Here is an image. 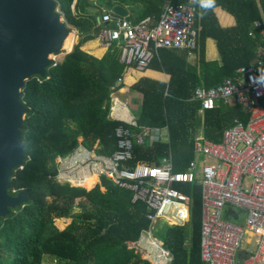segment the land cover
<instances>
[{"label":"trees","instance_id":"obj_1","mask_svg":"<svg viewBox=\"0 0 264 264\" xmlns=\"http://www.w3.org/2000/svg\"><path fill=\"white\" fill-rule=\"evenodd\" d=\"M165 1L98 0L110 13L107 6L121 5L130 10L131 21L148 16L151 23L158 20ZM55 2L65 23L79 32V39L61 60H52L43 76H30L21 88L20 100L26 108L21 128L24 161L13 168L8 193L24 190L27 199L8 207V213L0 217V264H42L44 255L52 256L56 264H150L127 248L150 223L144 204L131 201V191L105 177L93 187L56 178L57 157L79 145L102 155L117 148L115 129L126 123L109 116L110 94L122 86L117 80L127 67L119 60L118 46L101 56L83 46L98 38L101 27L96 14L87 11L95 7L92 1ZM197 5V46L162 48L149 64L167 73L168 81L141 76L130 85L141 94L138 124L167 128L166 140L146 138L141 145L134 143L130 165L158 163L170 152L173 169L184 170L195 157L193 138L199 130L217 142L235 119L247 120L248 113L239 104L219 103L199 114L200 103L192 96L199 86H214L234 76L238 67L256 57L259 47L264 54V40L257 30L254 36L248 35L253 21H264V0H214L207 10L199 6V0ZM215 7L231 14L234 24L221 26ZM207 38L215 41L218 60L205 59ZM187 51L196 54V63L186 60ZM260 102L264 106V96ZM180 188L191 198L186 223L157 222L153 232L173 253L171 264H204L200 258L201 187L184 183ZM56 218L70 221L59 229Z\"/></svg>","mask_w":264,"mask_h":264},{"label":"built area","instance_id":"obj_2","mask_svg":"<svg viewBox=\"0 0 264 264\" xmlns=\"http://www.w3.org/2000/svg\"><path fill=\"white\" fill-rule=\"evenodd\" d=\"M198 0H166L159 18L133 22L105 11L100 14V44L106 49L118 46L119 60L138 71L147 68L162 48L191 50L197 46ZM60 16L63 12L56 7ZM264 40V21H253ZM238 67L234 76L214 86L197 87L192 96L199 101L198 113L219 103L239 104L247 120L235 119L212 141L201 132L193 138L195 157L184 170H174L169 152L158 163L130 165L133 144L167 134L166 127L140 125L137 118L115 129L117 148L110 155L96 154L82 145L59 157L56 178L70 182L73 174L88 171L105 177L131 191L132 202H142L150 221L138 238L127 244L150 264H171L173 253L154 235L157 222L184 225L191 198L180 186L196 183L201 187L200 258L204 264H264V54ZM54 60V59H52ZM56 61V60H54ZM58 61V60H57ZM120 81V78H118ZM82 154L79 155V153ZM58 158V157H57ZM249 232L248 239H245Z\"/></svg>","mask_w":264,"mask_h":264},{"label":"water","instance_id":"obj_3","mask_svg":"<svg viewBox=\"0 0 264 264\" xmlns=\"http://www.w3.org/2000/svg\"><path fill=\"white\" fill-rule=\"evenodd\" d=\"M107 10L129 20L121 5ZM87 11L98 18L94 7ZM74 32L57 12L55 0H0V217L27 199L24 190L8 193L12 170L24 161L21 88L30 76L45 74L52 63L49 56L63 50L65 38Z\"/></svg>","mask_w":264,"mask_h":264},{"label":"crops","instance_id":"obj_4","mask_svg":"<svg viewBox=\"0 0 264 264\" xmlns=\"http://www.w3.org/2000/svg\"><path fill=\"white\" fill-rule=\"evenodd\" d=\"M90 1H94V0H90ZM125 8L127 10V14L129 16V19H130L131 12L127 7H125ZM105 11L106 10L104 8H102V12H105ZM214 11H215V14L217 16L218 22L220 23L221 26H231L234 24V18L228 12L222 10L220 7H215ZM100 14L101 13L98 12V18L96 15V24H99ZM145 18H149V17L147 16ZM145 18H143V19H145ZM72 28H74V30H75L73 35H74L75 40L77 41L79 39V32L77 31V29L74 26H72ZM75 40L73 43L76 42ZM209 40H213V39L207 38L205 40V59L206 60H218L219 55L215 56L214 58L213 57L212 58L207 57V48H208ZM213 42L215 44L214 40H213ZM73 43H72V45H73ZM83 46L86 47L87 49H89L92 52V54H94L95 56H101L106 51V48L100 44V41L98 38H96L95 40H92V41H87ZM66 52H68V51H66ZM217 54H218V52H217ZM185 57H186V60L190 64L196 63V54L194 52L187 51L185 54ZM141 76L150 77V78L157 79V80H160L163 82H167L169 79V75L167 73L160 71V70L150 68L149 66L142 71H138L134 67H127V70H126L125 74L123 75V77L122 78L120 77V81L117 80V84L122 83V86L117 88L116 90L112 91L110 94L111 105H110V110H109V116L111 118L121 120L123 122H127V120H129L130 118H137V115L139 114V110H140L141 94L136 91L138 93L139 98L137 99V101L135 99L130 100V103H129L130 106L127 105V98H125L124 95H125V93H127V89L130 88V85L133 82H135ZM138 101H139V107L137 105ZM199 132H201V131L199 130L197 133H199ZM80 154H82V152H80L79 155ZM58 159H59V157L56 159L57 167L60 165L58 163ZM87 175L90 176V175H92V173H89L88 171H79L78 173L73 174V179L81 180V179H84ZM96 179H97V181L99 180L98 176H96Z\"/></svg>","mask_w":264,"mask_h":264},{"label":"rangeland","instance_id":"obj_5","mask_svg":"<svg viewBox=\"0 0 264 264\" xmlns=\"http://www.w3.org/2000/svg\"><path fill=\"white\" fill-rule=\"evenodd\" d=\"M74 3V2H73ZM92 3H93V5H95V9L97 10V13L99 12H101V10H102V7L99 5L100 3L98 2V0H94V1H92ZM72 7H73V4H72ZM90 7V6H89ZM69 25V24H68ZM71 26V25H70ZM72 27V26H71ZM72 38H73V42H74V40H75V38H74V35H72ZM76 41V40H75ZM77 42V41H76ZM74 44V43H73ZM72 47V46H71ZM71 49V48H70ZM67 50H60L59 51V53H57V54H53V55H50L49 57L51 58V59H54V60H60V59H62V56L64 55V53L66 52ZM69 51V50H68ZM215 56H218V54H217V50H216V47H215V44H214V42H213V40H209V43H208V48H207V57L208 58H214ZM124 97L125 98H127V105H129V103H130V100H132V99H135L136 101H137V99L139 98V96H138V93L135 91V90H132V89H130V88H128L127 89V93H125V95H124ZM137 105H138V107H139V101H138V103H137ZM130 106V105H129ZM137 107V106H136ZM160 137H161V139H163V140H166L167 139V134H166V132H164V131H160ZM80 139V138H79ZM70 178H72L71 179V181H70V183H72L73 185H77L76 183H74V182H76L77 180L76 179H73V176H71ZM95 179L96 178H91V179H88V180H86L87 182L85 183L87 186H91L92 185V187L95 185V183H98L100 180H101V177H98V181H97V179H96V181H95ZM95 182V183H94ZM94 183V184H93ZM77 186H80V185H77ZM86 188H89V187H86ZM91 188V187H90ZM101 189L103 190V187H101ZM69 221H70V218H56L55 220H54V223H55V225L59 228V229H62V228H64V226L66 225V224H68L69 223ZM57 262H56V260L52 257V256H49V255H44V257H43V262H42V264H56Z\"/></svg>","mask_w":264,"mask_h":264},{"label":"bare ground","instance_id":"obj_6","mask_svg":"<svg viewBox=\"0 0 264 264\" xmlns=\"http://www.w3.org/2000/svg\"><path fill=\"white\" fill-rule=\"evenodd\" d=\"M72 35H73L72 33H69L67 35V37L65 38L63 45H62L63 50H67V51L70 50L71 45L73 43ZM91 178H96V174H92L90 176L87 175L84 179L77 180L76 182L81 183V184H85L87 182L86 180L91 179ZM249 235H250L249 232H246L245 239H248Z\"/></svg>","mask_w":264,"mask_h":264},{"label":"clouds","instance_id":"obj_7","mask_svg":"<svg viewBox=\"0 0 264 264\" xmlns=\"http://www.w3.org/2000/svg\"><path fill=\"white\" fill-rule=\"evenodd\" d=\"M213 5H214V0H199V6L204 10L213 7Z\"/></svg>","mask_w":264,"mask_h":264}]
</instances>
